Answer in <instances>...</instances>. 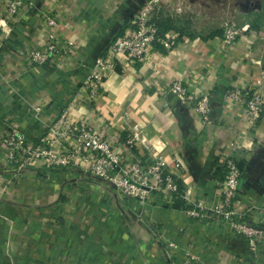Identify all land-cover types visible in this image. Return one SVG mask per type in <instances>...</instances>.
Wrapping results in <instances>:
<instances>
[{
  "label": "crops",
  "instance_id": "obj_1",
  "mask_svg": "<svg viewBox=\"0 0 264 264\" xmlns=\"http://www.w3.org/2000/svg\"><path fill=\"white\" fill-rule=\"evenodd\" d=\"M148 1L34 0L9 18L11 31L0 32V137L8 123L28 139L46 134L81 93L89 68ZM185 1L163 0L155 14L159 26L178 39L172 51L146 63L124 60L108 73L104 92L92 104L70 108L76 120L109 130L143 125L145 138L169 166L179 158L180 196L154 190L150 203L140 204L75 168L30 173L6 187L0 182L5 264H185L190 254L193 264H264V245L252 249L229 223L187 212L217 201L224 154L242 170L240 207L264 208V111L252 126L243 106L227 95L236 88L264 91V25L258 26L264 12L256 10L258 18L227 45L220 21L206 29L198 12L180 13ZM7 2L0 0V18ZM48 16L58 20L59 39L74 48L68 57L38 66L26 52L43 46ZM181 21H192V27ZM177 78L196 97L211 94L208 122L171 93Z\"/></svg>",
  "mask_w": 264,
  "mask_h": 264
},
{
  "label": "built area",
  "instance_id": "obj_2",
  "mask_svg": "<svg viewBox=\"0 0 264 264\" xmlns=\"http://www.w3.org/2000/svg\"><path fill=\"white\" fill-rule=\"evenodd\" d=\"M33 1L8 0L6 14L0 18V32L8 34L11 31L9 18L19 16L26 6L33 5ZM162 3L163 0H149L133 15L124 32L110 42L89 68L80 87L81 93L49 125L46 134L38 140L28 139L17 124L6 125V130L0 137V148L5 152L4 155L0 154V182L4 183V187L16 178L14 171L20 170L25 175L27 168L36 164L39 171L80 169L92 177L101 178L124 197L137 199L140 204L150 203L154 190L180 196L176 173L181 166L179 158H175L174 168L169 166L166 159L156 153L145 138L143 125L136 123L131 128L109 130L102 125L92 126L76 120L70 111L75 102L92 104L104 92L108 73L116 71L124 60L146 63L153 56L163 55L174 49L178 44L177 37L171 32H162L155 19ZM46 25L47 34L43 46L30 48L26 52L29 61L38 66H47L60 56L68 57L74 48L73 42L67 40L63 43L59 39L58 20L55 17L48 16ZM243 29L236 22L227 21L223 26V42L227 45L234 44L244 32ZM170 91L180 104L193 108L204 122L210 120L213 109L210 93L196 97L178 78L172 81ZM227 95L243 106L252 126L260 123L264 111L263 90L236 88ZM35 110L39 109L35 107ZM219 168L222 169L223 179L215 204L210 209L199 204V208L194 206L187 212L194 218L229 223L255 249L258 243L264 244V228L252 224L250 220L264 226V208H256L253 212V208L244 210L240 207L239 184L242 170L234 158L222 155ZM194 261L195 258L190 254L185 264H193Z\"/></svg>",
  "mask_w": 264,
  "mask_h": 264
},
{
  "label": "rangeland",
  "instance_id": "obj_3",
  "mask_svg": "<svg viewBox=\"0 0 264 264\" xmlns=\"http://www.w3.org/2000/svg\"><path fill=\"white\" fill-rule=\"evenodd\" d=\"M179 7L181 8V14H187L190 16L191 14L198 12L199 16L204 18V26L206 29L212 26V24L216 26L217 21H220L222 30L224 24L230 20L236 22L241 28L247 29L249 28V25L253 23V20L258 18L257 11L263 10L264 12V4L261 0H221V4L216 2V0H193L192 2L187 0L184 3L180 2ZM262 19H258L259 27L264 25V22H262L264 19ZM181 22L186 25L185 27H192V21H189V23L185 21ZM26 171L25 175H22L20 170L14 171L17 176L12 182L22 176H27L30 173L38 172L39 170L36 167V164H34L29 166ZM260 245L264 244L258 243L254 248L257 249ZM5 262L4 257L0 254V264H5Z\"/></svg>",
  "mask_w": 264,
  "mask_h": 264
},
{
  "label": "trees",
  "instance_id": "obj_4",
  "mask_svg": "<svg viewBox=\"0 0 264 264\" xmlns=\"http://www.w3.org/2000/svg\"><path fill=\"white\" fill-rule=\"evenodd\" d=\"M160 27V26H159ZM160 30L162 31V32H165V30L164 29H162L161 27H160Z\"/></svg>",
  "mask_w": 264,
  "mask_h": 264
}]
</instances>
